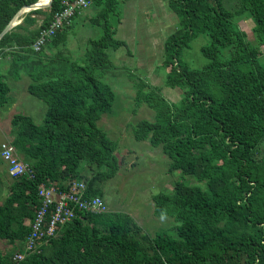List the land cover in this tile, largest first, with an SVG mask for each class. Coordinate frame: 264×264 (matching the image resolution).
<instances>
[{"label":"trees","instance_id":"obj_1","mask_svg":"<svg viewBox=\"0 0 264 264\" xmlns=\"http://www.w3.org/2000/svg\"><path fill=\"white\" fill-rule=\"evenodd\" d=\"M37 1L0 0V34L19 10ZM66 1L52 0L44 15L24 14L0 38V60L9 58L7 77L18 81L25 75L27 93L46 105L41 125L28 115L11 118V143L34 177L7 175L0 241L19 248L13 255L0 248V264H264V64L257 51L264 49V0H237L233 8L223 0H166L177 23L164 41L161 67L164 85L180 93L179 102L139 77L133 81L136 103L154 112L153 121L133 127L134 140L160 146L170 172L202 183L176 181L152 197L154 215L171 217L174 234H140L123 212L79 213L38 253L13 260L30 233L40 184L68 191V184L84 181L85 198L103 199L100 184L119 170L118 144L96 122L114 100L103 81L116 68L109 52L126 47L115 38L120 0H91L89 23L102 35L88 38L80 57L65 49L71 25L56 33L45 52L34 53L39 31ZM246 20L252 42L238 25ZM199 35L208 40L200 47L207 62L192 68L181 54ZM5 78L0 74V108L11 91ZM82 163L94 167L91 177Z\"/></svg>","mask_w":264,"mask_h":264},{"label":"rangeland","instance_id":"obj_2","mask_svg":"<svg viewBox=\"0 0 264 264\" xmlns=\"http://www.w3.org/2000/svg\"><path fill=\"white\" fill-rule=\"evenodd\" d=\"M143 1V10L138 8V0L119 1L118 13L119 17L121 16V21L137 23L138 19L151 22L155 18L157 19L159 9H156V6L144 9L148 0ZM223 2L229 8H233L237 4V0H223ZM48 9L49 7L38 10L41 11L40 15H44ZM90 13V17H92V11ZM161 16L160 19L164 24L160 22L159 25L157 24L158 26H149L148 30L139 29L134 36L123 34L120 30L117 31L118 24L115 21L116 38L122 39L130 35L125 42L128 49L131 50L132 58L127 59L123 56L124 47L109 52L111 61L116 68L106 73L103 81L114 92V100L111 109L101 115L96 122V126L104 131L109 139L118 144L115 155L119 161V170L114 178L100 184L107 209L129 215L138 228V233L148 236L162 232L174 234L176 226L171 217L154 215L152 201L154 195L171 190L176 181H183L189 186H202V183H198L192 177L183 178L179 172H170L169 159L162 153L160 146L153 147L147 141L138 142L134 140L132 135V129L138 122L142 120L153 121L154 119V112L144 103L137 104V100L134 99L133 81L135 77H139L160 89L162 95L170 102L177 103L180 99V93L177 90L164 85L165 70L161 67L163 42L174 30L177 20L167 7ZM112 19L114 21L115 17ZM238 25L246 33L247 40L254 41L251 21H241ZM72 32L76 34V38H80L82 41L83 38L97 39L102 35L101 29L90 26L87 18L82 25L76 26ZM72 40L75 42L67 46V50L70 52L76 48V39L72 38ZM82 41L80 42L82 43ZM207 41L204 35H199L193 39L190 48L183 50L181 60L192 68L203 67L207 60L201 54L200 47L205 45ZM141 46L142 50L140 49ZM146 47L149 48V52ZM257 51L260 56L259 62L264 64V49L259 47ZM139 53L141 56H146V58L144 57L146 60L136 66ZM148 53L149 55H147ZM5 80L10 85L11 91L8 94V103L5 107L0 108V142L12 140L14 127L11 124V118L15 114L28 115L36 124L41 125L46 111V105L41 100L27 93L26 86L29 83L27 77L21 78L20 81L16 80V82L6 76ZM263 154L264 146L261 148L260 155ZM19 157L21 158V155ZM82 166V172L86 177H91L94 174V167L90 168L84 163ZM1 200L2 196L0 195ZM0 248L3 252L13 255L19 245H9L0 241Z\"/></svg>","mask_w":264,"mask_h":264},{"label":"built area","instance_id":"obj_3","mask_svg":"<svg viewBox=\"0 0 264 264\" xmlns=\"http://www.w3.org/2000/svg\"><path fill=\"white\" fill-rule=\"evenodd\" d=\"M91 4V0L66 1L64 8L54 13L49 26L39 31L35 43L31 46L32 51L34 53L45 52L55 34L71 25L73 19L88 10ZM24 14L26 12L20 17ZM0 159L6 163L9 177L33 179V170L21 160L11 141L0 143ZM68 185V191L60 190L54 184H40L37 187L39 205L30 223L31 230L24 242L23 250L14 255V261L19 262L29 255L38 253L43 242L57 237L59 228L71 222L79 213L100 214L108 211L102 198L95 196L87 199L84 197L86 191L84 181H73Z\"/></svg>","mask_w":264,"mask_h":264},{"label":"crops","instance_id":"obj_4","mask_svg":"<svg viewBox=\"0 0 264 264\" xmlns=\"http://www.w3.org/2000/svg\"><path fill=\"white\" fill-rule=\"evenodd\" d=\"M121 1V0H120ZM149 2H151V3H149ZM144 3V1L143 0H138V8L140 9V10H143V4ZM154 7V6H156V9H159V11H157V19L155 18L152 22L151 21H142V20H139L138 19V22L137 23H133V22H130V21H125V22H122L121 21V16L118 18V20H117V22H116V24H118V28H117V31H119L120 30V32L121 33H123V34H131V35H135L138 31H139V29H147L148 30V28H149V26H152V27H154L155 25H159V23L161 22V23H163V21L160 19L162 16H161V14H162V12H165V7H167V9L169 10V8H168V5H167V1L166 0H148V2H147V4H146V6H145V8L144 9H148V8H150V7ZM91 7L88 9V10H86L85 12H83L82 14H80V15H78V16H76L74 19H73V21H72V23H71V29L70 30H68V35L66 36V38H65V49H67V46H68V44H72V43H74L75 41H73L72 40V38H74V39H76V45H75V47L76 48H74V50H71V52L69 51V53L72 55V58L74 59V58H77V57H80L81 56V54H82V50H83V48H80V41H82V39H80V38H76L77 36H76V34H74L73 32H72V30L76 27V26H78V25H82L83 23H84V20H85V18H87L88 20L90 19V16H91ZM171 12V11H170ZM19 18H21V17H19ZM18 18V19H19ZM20 20V22L19 23H21V19H19ZM18 23V24H19ZM17 24V25H18ZM164 24V23H163ZM157 25V26H158ZM115 30H116V28H115ZM136 30V31H135ZM159 30V29H158ZM158 32H160V30L158 31ZM173 32V31H172ZM115 35H116V33H115ZM126 37V38H125ZM125 37H123L122 39H118V38H116V39H118V40H120V41H123V42H125V40L127 39V38H129L130 37V35H127V36H125ZM87 39L86 38H83V41H82V43H81V46H83L84 45V42L86 41ZM73 41V42H72ZM165 41V40H164ZM125 44H126V42H125ZM163 44H164V42H163ZM125 48V53H124V57H126L127 59L128 58H132V54H131V50L130 49H128V46H127V44H126V47H124ZM80 49H82V50H80ZM141 50L143 49L142 48V46H141V48H140ZM119 50V49H118ZM146 50L149 52V48H147L146 47ZM50 52H52V53H56V50L53 48ZM147 55H149V53L147 54ZM138 62L136 63V66H138V65H140V63L141 62H143L144 63V61L143 60H146L145 58H146V56H141L140 55V53H139V55H138ZM145 57V58H144ZM9 58L7 57V58H5V59H1L0 60V74L1 75H4L5 77L7 76V73H8V68H9ZM149 63H150V61H149ZM148 63V64H149ZM147 64V65H148ZM131 66H133V65H131ZM144 67V66H143ZM9 78V77H8ZM22 78H26L25 76H22ZM11 79V78H10ZM21 80V79H20ZM20 80H18V81H20ZM14 83H16L15 81H13ZM27 87V86H26ZM7 139V138H6ZM9 140V139H8ZM3 142V141H2ZM1 143V142H0ZM6 172H7V168H6V164L0 159V195L2 196V200L0 201V203L3 201V199H4V197L6 196V194L8 193V188H9V181H10V178L7 176V174H6Z\"/></svg>","mask_w":264,"mask_h":264},{"label":"water","instance_id":"obj_5","mask_svg":"<svg viewBox=\"0 0 264 264\" xmlns=\"http://www.w3.org/2000/svg\"><path fill=\"white\" fill-rule=\"evenodd\" d=\"M39 1V0H38ZM37 1V2H38ZM51 1L52 0H49L47 5L46 6H39L38 3L36 2L35 4L33 5H30V6H26V7H23L21 10H19L16 15L12 18V20L9 22V24L4 28V30L1 32L0 34V38L1 36L6 33L8 30H10L13 25L17 22L18 18L21 16V14H23L24 12L28 13L30 11H33V10H38V9H41V8H46V7H49L50 4H51Z\"/></svg>","mask_w":264,"mask_h":264},{"label":"bare ground","instance_id":"obj_6","mask_svg":"<svg viewBox=\"0 0 264 264\" xmlns=\"http://www.w3.org/2000/svg\"><path fill=\"white\" fill-rule=\"evenodd\" d=\"M48 1H49V0H39L37 3H38L39 6H46L47 3H48ZM19 22H20V20H17V22L13 25V27L16 26ZM55 35H56V34H55ZM54 37H55V36H54ZM54 37H53V38H54ZM51 41H52V40H51ZM50 43H51V42H50ZM50 43H49V44H50ZM49 44H48V45H49Z\"/></svg>","mask_w":264,"mask_h":264}]
</instances>
